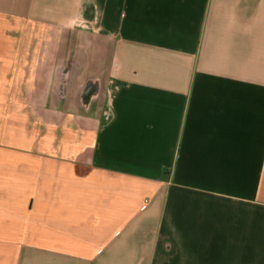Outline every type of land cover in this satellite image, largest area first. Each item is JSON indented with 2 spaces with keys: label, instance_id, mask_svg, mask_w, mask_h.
I'll return each mask as SVG.
<instances>
[{
  "label": "crops",
  "instance_id": "crops-1",
  "mask_svg": "<svg viewBox=\"0 0 264 264\" xmlns=\"http://www.w3.org/2000/svg\"><path fill=\"white\" fill-rule=\"evenodd\" d=\"M0 264H264V0H0Z\"/></svg>",
  "mask_w": 264,
  "mask_h": 264
},
{
  "label": "flooded vegetation",
  "instance_id": "flooded-vegetation-1",
  "mask_svg": "<svg viewBox=\"0 0 264 264\" xmlns=\"http://www.w3.org/2000/svg\"><path fill=\"white\" fill-rule=\"evenodd\" d=\"M66 88L65 86V81L63 82V87H62V90H64ZM92 92H90L92 95L90 98H88V103L87 104H96V103H99L103 97V93L101 92V89H91ZM95 92V93H94ZM88 93L87 91L84 92L83 94V97L86 96L87 97ZM84 97V98H86Z\"/></svg>",
  "mask_w": 264,
  "mask_h": 264
},
{
  "label": "rangeland",
  "instance_id": "rangeland-1",
  "mask_svg": "<svg viewBox=\"0 0 264 264\" xmlns=\"http://www.w3.org/2000/svg\"><path fill=\"white\" fill-rule=\"evenodd\" d=\"M44 48L46 49V47H44ZM47 48H48V46H47ZM58 49H59V53H63V50H62L63 47H59ZM30 99H31V102H32V100H33L34 98L30 95ZM33 112H34V113H37V114H38V113H39V114L42 113V111L39 110V109H36V110H34Z\"/></svg>",
  "mask_w": 264,
  "mask_h": 264
},
{
  "label": "water",
  "instance_id": "water-1",
  "mask_svg": "<svg viewBox=\"0 0 264 264\" xmlns=\"http://www.w3.org/2000/svg\"><path fill=\"white\" fill-rule=\"evenodd\" d=\"M61 72V71H60ZM60 79H61V75H60V73L58 74V78H57V80H58V86H59V84H60Z\"/></svg>",
  "mask_w": 264,
  "mask_h": 264
}]
</instances>
